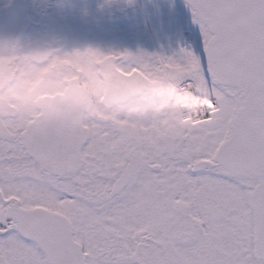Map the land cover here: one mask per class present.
<instances>
[{"label": "snow or ice", "instance_id": "snow-or-ice-1", "mask_svg": "<svg viewBox=\"0 0 264 264\" xmlns=\"http://www.w3.org/2000/svg\"><path fill=\"white\" fill-rule=\"evenodd\" d=\"M186 2L198 45L141 60L191 105L0 112V264H264V0Z\"/></svg>", "mask_w": 264, "mask_h": 264}, {"label": "clouds", "instance_id": "clouds-1", "mask_svg": "<svg viewBox=\"0 0 264 264\" xmlns=\"http://www.w3.org/2000/svg\"><path fill=\"white\" fill-rule=\"evenodd\" d=\"M145 54L91 44L68 46L43 35L0 37V112L85 120L98 113L143 117L173 105H191L190 94L145 71Z\"/></svg>", "mask_w": 264, "mask_h": 264}, {"label": "flooded vegetation", "instance_id": "flooded-vegetation-1", "mask_svg": "<svg viewBox=\"0 0 264 264\" xmlns=\"http://www.w3.org/2000/svg\"><path fill=\"white\" fill-rule=\"evenodd\" d=\"M135 8L142 13H132ZM160 13L173 20L161 22ZM97 24L103 26L97 30ZM108 24L116 29L108 31ZM35 35L59 38L68 46L165 56L195 48L200 38L186 0H0V37ZM108 38L115 46L108 47Z\"/></svg>", "mask_w": 264, "mask_h": 264}, {"label": "rangeland", "instance_id": "rangeland-1", "mask_svg": "<svg viewBox=\"0 0 264 264\" xmlns=\"http://www.w3.org/2000/svg\"><path fill=\"white\" fill-rule=\"evenodd\" d=\"M3 2V1H2ZM137 9H140L139 7L137 8ZM136 8L135 9H133V10H131L132 11V13L134 12V13H142L141 11H138ZM168 11H169V9H168ZM175 11V10H174ZM167 12V11H166ZM158 18L160 19V21L161 22H163V23H165L166 22V24L168 23V22H170V21H172L173 20V17H172V15L170 16V15H168V16H164V14H162V13H160L159 14V16H158ZM137 19H138V17H137ZM141 20V19H140ZM168 21V22H167ZM139 22V21H138ZM139 24H141V23H139ZM98 26H99V28L100 27H102L103 26V24H97L96 26H95V29H99L98 28ZM108 31H110V32H113L116 28H115V26H112V25H110V24H108ZM105 30V29H104ZM161 30H165V28H161ZM94 29H90V32L93 34L94 33ZM99 34V33H98ZM107 34H108V32H107ZM93 37V36H92ZM102 41L103 39L101 38V39H98L97 41ZM108 40V47H113V46H115L114 45V43H110V38H108V39H106V41ZM91 41H92V39H91ZM99 43V42H98ZM117 44V43H116Z\"/></svg>", "mask_w": 264, "mask_h": 264}]
</instances>
